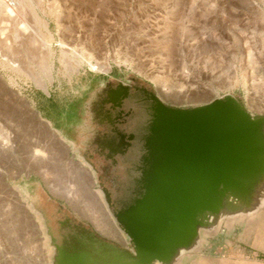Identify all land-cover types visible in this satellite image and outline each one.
<instances>
[{
    "label": "rangeland",
    "instance_id": "374dc122",
    "mask_svg": "<svg viewBox=\"0 0 264 264\" xmlns=\"http://www.w3.org/2000/svg\"><path fill=\"white\" fill-rule=\"evenodd\" d=\"M7 2L20 17L7 20L0 5V28L8 25L0 39V264H54L57 246H72L74 235L89 240L91 228L130 247L112 211L131 167L124 158L133 155H118L114 164L97 152L95 138H118L116 129L130 134L142 117L126 100L121 109L106 104L104 116L111 109L113 120L100 121L103 90L91 77L120 71L127 86L177 108L233 95L250 113L264 115V0ZM44 94L55 110L67 111L72 130L57 114L48 116L52 125L42 120ZM71 187L76 201L66 194ZM58 253L71 264L83 252Z\"/></svg>",
    "mask_w": 264,
    "mask_h": 264
},
{
    "label": "water",
    "instance_id": "95a60500",
    "mask_svg": "<svg viewBox=\"0 0 264 264\" xmlns=\"http://www.w3.org/2000/svg\"><path fill=\"white\" fill-rule=\"evenodd\" d=\"M126 100L142 117L134 132L116 129L118 138L95 143L114 164L118 155H133L124 158L131 167L112 211L133 252L95 233L89 240L74 235L69 247L89 253L74 257L71 264H168L184 248L197 246L201 229H213L225 217L261 206L264 115L250 113L233 95L177 108L155 92L123 83L100 106L111 103L121 109ZM64 263L62 257L55 258L54 264Z\"/></svg>",
    "mask_w": 264,
    "mask_h": 264
},
{
    "label": "crops",
    "instance_id": "0c3cea01",
    "mask_svg": "<svg viewBox=\"0 0 264 264\" xmlns=\"http://www.w3.org/2000/svg\"><path fill=\"white\" fill-rule=\"evenodd\" d=\"M101 86L102 99H105L108 92L116 86H111L110 83L117 82L127 85L121 76L120 71H114L111 75L106 77H91L90 84L98 82ZM28 85H9V89H28ZM44 96V97H43ZM45 104V115L42 116V120L52 125V119L48 116L54 117L55 114L60 118L61 123L66 126H73L70 120H68L67 114L63 110L54 108V101L51 100V96L43 95ZM73 101H80V97ZM97 117L102 121L104 116V109L99 105L97 109ZM94 118V116H93ZM104 141L106 136L97 137V139ZM96 141V138H95ZM89 139L83 142V147L86 149ZM98 150L97 152H101ZM105 153H109V150H105ZM225 227V231L221 233H214L216 229ZM200 237L197 241L196 247H189L192 250L183 252L175 258L174 261L168 264H264V196L261 199V206L257 211L240 213L237 216L225 217L217 222V225L213 229H201L199 232ZM121 249H125L129 252H133L132 248L126 247L121 243ZM66 264V263H64ZM155 264H160L159 262Z\"/></svg>",
    "mask_w": 264,
    "mask_h": 264
},
{
    "label": "bare ground",
    "instance_id": "6f19581e",
    "mask_svg": "<svg viewBox=\"0 0 264 264\" xmlns=\"http://www.w3.org/2000/svg\"><path fill=\"white\" fill-rule=\"evenodd\" d=\"M8 0H0V5H2L1 6V8H3V13H4V15H5V17H6V19L7 20H11L12 21V19H13V17L15 16V15H18L17 14V9L16 8H14V6L13 5H11V4H9V2H7ZM0 10H2V9H0ZM19 17H20V15H18ZM34 18H35V20H36V22H38L39 21V15H38V13H34ZM5 27L7 28L8 27V25H7V23L6 24H3L2 25V28H0V39H5V37H6V35H7V30L5 29ZM18 37V36H17ZM36 44V43H35ZM84 64V63H83ZM90 65V67L89 68H91L92 69V71H104V70H101L102 69V66H100V68H98L97 66H95V64H88V66ZM99 65V64H98ZM15 67H16V65H15ZM81 67V66H80ZM55 133V132H54ZM55 136L57 137V138H59V135L57 134V133H55ZM7 139H9L8 137H7ZM50 144H51V142H50ZM3 151H5V150H3ZM3 151H1V152H3ZM4 154V153H3ZM45 154H50V152H49V149H47V150H44V151H36L35 153H34V158H36L37 160H39L38 158H40V157H45ZM40 160H42V159H40ZM86 161V160H85ZM90 166H91V164H90ZM93 167V166H92ZM93 171V170H92ZM81 173V172H80ZM78 174V173H77ZM80 179V178H79ZM82 182V181H81ZM94 182V181H93ZM82 192V191H81ZM66 194H67V196L69 197V198H71V200L72 199H74V201H76L77 200V195H78V190L77 189H75V187L73 188V187H71V188H69L68 190H67V192H66ZM103 194V193H102ZM79 196V195H78ZM75 198H76V200H75ZM68 199V198H67ZM73 201V200H72ZM78 201H79V199H78ZM83 201H81V203H82ZM74 203H76V202H74ZM80 203V201L78 202V204ZM83 204V203H82ZM43 213V215L45 214L44 212H42ZM1 226V228L2 229H4L5 227L1 224L0 225ZM9 239V238H8ZM11 239V238H10ZM9 239V240H10ZM8 240V241H9ZM55 248V247H54ZM58 250H59V248L57 247V258H56V261H58V257H59V253H58ZM56 255V252H54V256Z\"/></svg>",
    "mask_w": 264,
    "mask_h": 264
},
{
    "label": "flooded vegetation",
    "instance_id": "af4514ba",
    "mask_svg": "<svg viewBox=\"0 0 264 264\" xmlns=\"http://www.w3.org/2000/svg\"><path fill=\"white\" fill-rule=\"evenodd\" d=\"M88 108L90 109V111L91 112H94L93 110V108L91 107V104H89L88 105ZM109 111V113H106V115L105 116H103L102 118H104V117H106V119L108 120V121H112L113 120V114H112V111H111V109H108ZM93 116H95V113L93 114ZM84 129H87L86 128V126L84 127ZM117 130H120L121 132H123L124 133V130L123 129H117ZM104 133H101V136L103 135ZM113 136V135H112ZM38 197H39V195H38ZM39 200H40V206H41V209H42V211H44V206H46L47 204H46V201H43V199H41V196L39 197ZM92 230H91V232L92 233H94L95 232V236L96 237H99L100 239H103V240H105V241H107V242H109V243H112V244H114V245H116V246H118V247H121V243H119V242H112V241H108V240H106L105 238H103L99 233H97L95 230H94V228H91ZM128 240V239H127ZM58 247V246H57ZM59 248V247H58ZM61 249H65V250H67V251H69L70 253H78V252H84V251H86V249L85 248H77V249H75V250H73L72 248H70L68 245H66V243H64V245H63V247L61 248H59V250H61Z\"/></svg>",
    "mask_w": 264,
    "mask_h": 264
},
{
    "label": "trees",
    "instance_id": "16d2710c",
    "mask_svg": "<svg viewBox=\"0 0 264 264\" xmlns=\"http://www.w3.org/2000/svg\"><path fill=\"white\" fill-rule=\"evenodd\" d=\"M85 109H86V106H85ZM55 112H56V110H55ZM78 112V111H77ZM55 116V115H54ZM74 124V123H73ZM70 128H71V130L73 129V126H70Z\"/></svg>",
    "mask_w": 264,
    "mask_h": 264
}]
</instances>
